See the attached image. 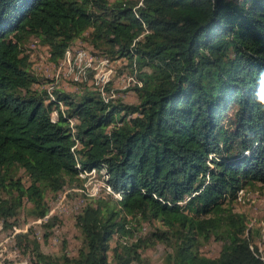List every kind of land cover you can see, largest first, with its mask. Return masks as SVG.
I'll list each match as a JSON object with an SVG mask.
<instances>
[{
    "label": "trees",
    "instance_id": "16d2710c",
    "mask_svg": "<svg viewBox=\"0 0 264 264\" xmlns=\"http://www.w3.org/2000/svg\"><path fill=\"white\" fill-rule=\"evenodd\" d=\"M84 33L99 55L135 67L136 104H107L84 84L55 88L54 100L33 88L24 44L38 40L56 64ZM261 72L264 0H0V216L25 200L44 217L45 195L81 189L93 171L118 196L75 217L74 258L15 236L32 264H108L114 237L113 264H140L154 245L168 251L162 264H264L259 232L232 209L239 191L264 185ZM143 224L151 230L135 238ZM209 238L221 244L215 259L197 252Z\"/></svg>",
    "mask_w": 264,
    "mask_h": 264
},
{
    "label": "rangeland",
    "instance_id": "374dc122",
    "mask_svg": "<svg viewBox=\"0 0 264 264\" xmlns=\"http://www.w3.org/2000/svg\"><path fill=\"white\" fill-rule=\"evenodd\" d=\"M109 1L112 2L113 0ZM133 1H137L139 4L141 0ZM85 39H87V33H84L80 39L75 40L70 45L69 52L66 53L64 60L56 64L50 62L49 56L47 57V48L38 40L30 39L24 44L23 49L25 54L29 56L31 72L38 78V83H40L33 88L49 91L50 85L53 98L52 93L55 88L59 92L72 94L81 90L83 84L84 87L91 88L96 92L97 80H93V78H109L112 74L108 88L113 90L115 96H112L111 101L119 100L125 105L136 104L137 100L131 91L132 87L129 86L124 89L128 85V73L130 72L126 60L116 59L110 61L108 58L103 57L104 64H106L104 70L85 72L92 67L93 63H99L100 58V52L91 49ZM6 40L11 44L10 36H7ZM78 49H81V53ZM91 55L93 57L88 58ZM131 70L133 73L130 72V76L134 79L135 87H138V81L135 78V67L133 66ZM52 81L53 83H51ZM228 118H231V113L228 114ZM51 119L56 121L54 114L51 115ZM13 178L19 180L25 187L29 185L28 178L19 169H15ZM104 178L103 172L81 175L79 179L84 180L81 189L71 190L65 188L58 194L45 195L43 204L47 209V213L44 217L38 218L33 206L25 200L22 201L21 207L15 211V215L10 217L1 215L0 264H32L30 254L23 251V241L16 240L15 236L17 235H27L29 240L38 244L40 252L46 256L60 257L65 255L68 258L76 257L81 244L80 235L75 228V217L86 205L92 203V199L106 198L110 195L109 190L104 185ZM110 196L118 198L117 196ZM232 209L234 213L245 216L249 233H254L255 230L259 232V235H254L252 245L257 248L259 255H263L264 185H256L254 188H245L239 191L232 204ZM150 230V227L143 224L138 232H135L134 237L144 238ZM116 239L114 237L109 243L108 264H113L111 249L116 246ZM129 240L133 241L134 238ZM129 240L122 239L120 241L130 242ZM220 248V243L209 238L199 242L197 252L205 258L215 259ZM165 253H168V251L162 245L146 247L140 251V264H162Z\"/></svg>",
    "mask_w": 264,
    "mask_h": 264
},
{
    "label": "built area",
    "instance_id": "2783aa9c",
    "mask_svg": "<svg viewBox=\"0 0 264 264\" xmlns=\"http://www.w3.org/2000/svg\"><path fill=\"white\" fill-rule=\"evenodd\" d=\"M78 51L80 53V49H78ZM48 56L49 55L47 54V57ZM88 58H92V55H91V57H88ZM102 69H104L103 56L100 55L99 63H93L92 67L89 68V70L85 71V72H91V70H102ZM128 74H129V82H128L127 87L124 89H127L129 86H131L132 88L135 87L134 79L130 76V72ZM111 75L112 74H110L109 78H93V80H97V87H95L96 92L101 96L102 100L107 104L110 102L111 96H115L113 93V90L108 88V86L110 84ZM45 92H46L48 100H51L50 85H49V91H45ZM74 124H75V122H74ZM88 174H90V173H88ZM109 194H110V191H109Z\"/></svg>",
    "mask_w": 264,
    "mask_h": 264
},
{
    "label": "clouds",
    "instance_id": "9594fccd",
    "mask_svg": "<svg viewBox=\"0 0 264 264\" xmlns=\"http://www.w3.org/2000/svg\"><path fill=\"white\" fill-rule=\"evenodd\" d=\"M259 84L264 86V72L259 74ZM255 101L261 110H264V88L258 90L255 94Z\"/></svg>",
    "mask_w": 264,
    "mask_h": 264
},
{
    "label": "bare ground",
    "instance_id": "6f19581e",
    "mask_svg": "<svg viewBox=\"0 0 264 264\" xmlns=\"http://www.w3.org/2000/svg\"><path fill=\"white\" fill-rule=\"evenodd\" d=\"M80 53H81V49H80ZM93 57V56H92ZM67 60V59H66ZM91 64V63H90ZM103 64H104V59H103ZM105 65L106 64H104V69H105ZM104 69H102V70H104ZM88 71V70H87ZM91 71H93V70H91ZM85 77V76H84ZM52 83H53V81H52ZM54 85V84H53ZM50 96H51V100L53 99L52 98V95H51V90H50ZM111 99H112V96H111V98H110V101H111ZM54 100V99H53ZM55 117H56V114H55ZM70 124H71V129H72V127H73V123L72 122H70ZM94 172V171H93ZM107 190H108V188H107ZM109 192V191H108ZM111 194V193H110ZM112 195V194H111ZM118 197V196H117Z\"/></svg>",
    "mask_w": 264,
    "mask_h": 264
}]
</instances>
